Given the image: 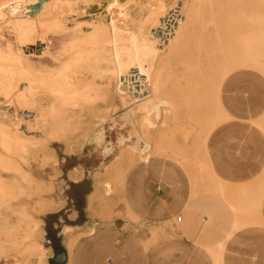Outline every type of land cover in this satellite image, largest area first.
Instances as JSON below:
<instances>
[{"label":"rangeland","instance_id":"1","mask_svg":"<svg viewBox=\"0 0 264 264\" xmlns=\"http://www.w3.org/2000/svg\"><path fill=\"white\" fill-rule=\"evenodd\" d=\"M2 1L0 0V3ZM119 1L127 3L128 0ZM156 1L137 0L138 3L136 4L130 2L124 14V24V21L119 23L113 20V8H109L112 0H92L87 7L81 9L76 8L75 4L72 7H64L66 9L60 13V19L66 28L65 31L46 30L41 34L42 41L37 40L39 37L33 43L29 42L22 47L23 54L27 58V67L43 74L56 70L60 64L67 62L72 56L76 55L77 35L98 32L102 27H105L109 33L121 32L122 35L125 27L136 31L137 27L143 24L149 14L146 6L149 3L154 5ZM193 1L161 0L167 13L166 16L162 17L165 28L159 27L151 30L155 32V36L160 38L162 33L168 32L167 29L173 31L179 23L184 24L181 25L182 27L180 26L179 31H182V28L185 29L182 31L184 38L179 40V37H182L179 32V35H181L176 36L177 39L173 40L174 43L170 42L173 48L170 47V44L167 45L166 40L162 39V48L154 61V70L164 69L157 95H161L170 104V106L165 107L164 112L162 110V114L158 118V125H155L149 131L147 130L146 133L147 141L152 144L148 156L156 162L143 164L138 156L134 157L127 150L124 151L122 160L115 161L116 156L120 154L123 147H127L126 144L128 143L125 141L117 144L116 141L117 133H121L124 129L120 130L117 123L114 122L117 120L119 113L115 99L111 98L112 101L111 99L99 100L95 105L97 110L93 107L85 108L82 111L76 109V106L65 109L62 112V117L68 122V131H65L66 134L65 132L60 134L59 137H56L58 135L49 137L50 129L48 126L42 125L38 115L34 118L31 113L25 112V115L28 116L25 118L26 120L21 121L19 130L26 134L22 133L24 137L40 142L41 150L34 151V147L30 146L24 158L21 159L15 156L13 159L14 163L28 175L29 179L23 185H19L12 193L14 200L12 204L0 202V264H36V256H21L7 250L12 243L24 244L26 242L24 237L28 235L41 241L44 249L43 264H108L107 257H102L96 251L86 255L82 254L81 257L76 256L77 247L81 242L90 243L89 247H104V238H138L140 248L137 246L136 250L142 249L144 252L151 250L159 237H154L152 227L146 225L145 220L138 211L129 208L130 205H128L126 197L127 191L135 189L137 186L135 177L140 164H142L141 167H143L145 173L150 171L147 168L151 166L162 168L160 172L163 173L167 171L169 161H172L182 171L187 172L191 181L206 180L209 184L213 182L212 172L207 166L203 155V144L207 134L217 125H210L208 122L210 120L216 121L221 116L216 104L220 102L222 85H224L225 80H228L230 74L234 72L258 74L251 69L240 67L239 60L242 55V46L238 44L237 36L242 32L239 30L241 25L243 31L248 27L246 24L249 25V21L243 12L250 13H248L249 10L245 9L252 8L250 10L254 13L258 5L259 8H262L263 1L247 0L249 4L250 1L253 2V7L250 5L251 7L246 8L248 4L246 0V2L238 0V3L231 0L235 3L234 6L238 5L239 10L235 7L236 10L231 9L233 2L231 3L230 0H196L194 6H192ZM11 2L8 6H3V10L0 12V43L8 42L11 46H14L11 29L5 21L7 18L15 17V12L9 8L14 6L13 1ZM48 2L49 0L24 2V11L36 16V20H38L40 19L38 14L49 8L50 2ZM231 4L232 6H230ZM196 5L201 9L199 8L195 24L191 21L188 22L185 18H187L188 11H190L189 8L191 9L190 6L193 8ZM241 7L244 9H241ZM43 8L44 11L42 12ZM242 16L245 18H242ZM243 19H247L246 24ZM237 23H240V26ZM144 25L147 24L144 23ZM243 26L245 27L243 28ZM228 34L233 35L229 36ZM231 36L235 40H231ZM169 47L170 50L173 49L172 53L169 51ZM185 52L186 54H184ZM201 62L203 63L201 64ZM204 64L206 69L203 67ZM74 68H76V65ZM211 68L212 70L215 69L213 71H216V73H210ZM224 68H226V71ZM227 71L230 72L225 76ZM204 72H208V76ZM203 73L205 76H203ZM161 81L164 85H161ZM201 81L205 84L208 83L207 87ZM201 83L203 87L212 90L208 89L209 92L207 93V89L205 91L201 90ZM227 84L228 82L225 81V86ZM218 85L217 93L216 88ZM101 86L105 87V84H101ZM161 86L163 87L161 88ZM109 87L113 88V82L109 84ZM203 87L202 89H204ZM190 91H192V94H190ZM199 91L200 93H198ZM201 93L204 94V97H207V94L209 96L204 99ZM188 94L193 95L194 99L187 100ZM34 99L40 101L44 108H47L51 103V99L46 94L37 93ZM195 99L199 100L196 101ZM0 104L2 106L1 110H6L8 118L15 114L14 107L4 105L1 97ZM33 110L36 112L34 108ZM86 111L88 112L86 113ZM161 117L163 118L161 119ZM89 119H91V122ZM97 137L101 138L98 145L96 144ZM112 143L114 146L113 153L107 156L100 154L102 145ZM44 158L47 160H44ZM114 172L117 175L113 176ZM7 175V171L0 169V178L9 180ZM116 176L117 180H115ZM121 178H123V181L120 180ZM104 180L112 181L110 183L115 188L111 185V190L106 192L102 184ZM117 185L119 187L116 189ZM214 185L218 190L223 187L218 181ZM88 192L90 194L85 196ZM0 195L2 194L0 193ZM80 225H83V228L78 229ZM90 230L93 231L90 232ZM90 238L101 239H97L93 243L91 240L94 239ZM69 239H73V244L75 243L72 246L75 249L70 251L68 248ZM116 245H118V242L114 243L112 248H116ZM60 251L65 252L66 259L58 263L55 261V256Z\"/></svg>","mask_w":264,"mask_h":264},{"label":"bare ground","instance_id":"2","mask_svg":"<svg viewBox=\"0 0 264 264\" xmlns=\"http://www.w3.org/2000/svg\"><path fill=\"white\" fill-rule=\"evenodd\" d=\"M11 1H13L14 6L9 7V8H11L13 12H15V17L7 18L5 21L8 27L11 29L13 39H14V46H11V44H9L8 42L0 43V97L4 105L5 104L9 106L12 105L15 111V114H13L11 118H8L6 110L2 111L1 110L2 106L0 104V169L7 171V174H8L7 177L9 178V180H4L0 178V193L2 194L0 195V202L2 201L9 205L12 204L14 201L12 193L15 191V189H17L19 185H23L24 182L29 179L28 175L25 172H23L19 168V166L16 165V163H14L13 159L15 158V156H18L21 159L24 158L25 153L28 151L30 146L34 147V151L41 150L40 142L36 140H32L28 137H24L22 135L23 132L19 130L21 121L26 120L25 118L28 116V115L27 116L25 115V112L28 114L31 113V116H33L34 118L36 117V115H38V119H40V122L42 123V125H46L50 129L49 137H53L55 135H58L56 137H59L60 134L64 133L65 131L66 132L68 131L67 129L69 126L68 122L66 119L62 117V112L65 109L67 108L71 109L76 106V109L83 111V109L85 108H93V107L95 108V105L99 100L105 101V100L112 98L116 100V104L119 108L118 118L114 122L117 123L118 125L117 127H119L120 130L124 129L121 132V135H118L119 144H121L122 141L125 140V137H127V139H130L132 135L137 136L139 130L142 136H144V138L146 139V133L151 128H153L155 125H158L157 120L162 110L164 112V110H166L165 107L168 105L170 106L167 100L162 98L161 95H157V92H159V89H160L159 87L160 80H161L160 78H163L161 77V75L163 76L162 73L164 69L162 70V68H160L161 70H159V68L157 67L158 69L154 70V67H155L154 61L158 56V52L162 48L161 46L163 43L161 41L162 39L166 40L168 42L167 45L169 46L170 44L171 45L170 47L173 48L170 42H173V40H176L177 39L176 36L179 35V32L182 34L183 33L182 31L185 30V29L183 30L182 28L181 29L182 31H179L180 28L184 25L182 23H179V25L173 31H169L167 29L168 32L162 33L160 38L155 36V32H152L151 30H155L156 28H159V27L162 29L165 28V22H163L162 17L167 15L166 10L164 9V6L161 0H157L154 5H150L149 3V5L146 6L149 14L147 18L144 20L143 24L137 27L136 31L129 30L127 27H125L123 35H122L121 32L119 33L110 32L109 33L105 29V27H102L101 30H99L98 32L85 33L81 36L77 35L76 36V55L72 56L67 62L60 64L56 70L49 71L43 74V73L33 71L27 67L26 65L27 58L23 54L22 47L28 44L29 42L33 43V41L39 37L40 38L37 40L42 41L43 37L41 36V34L42 32L46 30L52 29V30H57L59 32L65 31L66 28L64 27V24L62 20L60 19V13L66 9V8L64 9V7H67V6L72 7L75 4L76 8L81 9V8L87 7V5L92 0H76V2L75 0H54V1L49 0L50 2L49 8L45 10V12H43L44 11V8H43L42 10L43 13L38 14L40 17V19L38 20H36V16H32L31 13H26L24 11V8H25L23 5L24 2H27V3L28 1L33 2V0H18V1L3 0L0 3V12L3 10L2 7L6 5L8 6V4L12 3ZM194 1L192 2L193 4L192 6H194ZM233 1L237 2L238 0H233ZM233 1L230 0L231 3ZM242 1H245V0H242ZM262 1H263L262 8L260 7L261 8L260 9L259 5L258 6L256 5L258 8H255L256 11L254 13H252V11L250 10L252 8H248L250 5L251 6L253 5L252 4L253 2L250 1V4H249V1H247L249 5L248 4L246 5V8L248 9H245V10L247 11L249 10L248 13L250 14H247L246 11H245L246 13L245 12L243 13L248 19L249 25L248 23L247 24L245 23L247 19L246 20L243 19L245 20L244 23L248 26L243 31L241 27L242 25L240 26V23L239 24L237 23L240 26L239 30L242 31L240 32V34H238L239 36L237 37H238V42H239L238 44H241L242 46L241 48L242 55L239 60L240 67L245 68V69H251L252 71H255L256 73H258L262 78H264V0ZM130 2L132 4L138 3L137 0H128L127 3H121L119 0H112V2L109 4V8L111 7L113 8L112 9L113 20L119 23L124 21V14L126 13V10L128 9ZM242 3L244 4V2ZM232 4H233V7H231V9L232 8L234 9L235 7L237 10H239L237 7L238 5L234 6L235 4L234 2ZM232 4L230 6H232ZM192 6H190L191 9L189 8L190 11H188L189 13L186 16L187 18L185 17L184 18L185 20L187 19L188 22L191 21V23L192 22L195 23L197 22L195 20L197 18V14H198L200 7L196 5L195 7L192 8ZM241 9H244V8L241 7ZM242 18H245V17L242 16ZM124 23L125 21L123 22V24ZM144 23L147 25L145 26ZM244 27L245 26H243V28ZM170 30H172V28H170ZM169 34H172V35H169ZM228 35L230 36L233 34H228ZM182 38H184V34H182L181 38L179 37V40ZM232 39L233 37L231 38V40ZM170 47H169V51L171 52L173 49L170 50L171 49ZM230 47H233V46H230ZM230 47L229 49H231ZM184 54H186V52ZM202 63L203 62H201V64ZM161 64L163 63L161 62ZM75 65H76V68H74ZM209 66L207 67L209 68ZM203 67H205L206 69L205 64ZM205 69L203 68V71ZM224 69L226 71V68ZM210 70H212V68ZM213 70L209 72L212 74L213 72L216 73V71H213ZM229 72L230 71H227L226 73L224 72L225 76L229 74ZM204 73H203V76H205ZM205 74L207 75L208 72ZM198 77L200 76L198 75ZM198 77H197V80H198ZM190 79L192 78L190 77ZM202 79L205 80L204 78ZM97 80L99 81L97 82ZM111 82H113L112 89L109 87V84ZM135 83H137V85ZM161 83H162L161 85H164L163 81H161ZM203 83L205 84V82ZM101 84L102 85L105 84V87L101 86ZM206 85H208V83L205 84V86ZM205 86L203 87L202 85L204 89H202V87L200 89L205 91V89H207L205 88ZM162 87L163 86H161V88ZM199 87L197 88V90L199 89ZM208 89H211V88H208ZM218 89H219V85L216 88L217 93H218ZM191 92L192 91H190V94H192ZM207 92H209V90L206 91V93ZM37 93L41 95L46 94L49 96V98L51 99V103L48 105L47 108H44V106L40 104V101H37L34 99V96ZM198 93H200V91ZM201 95H203L204 97V94L201 93ZM207 95L209 96V94ZM188 96L189 97H187L188 98L187 100H191L193 98V95L191 96L188 94ZM194 97L197 98L196 96ZM207 97L205 96L204 99H206ZM195 100L198 101L199 99L198 100L195 99ZM216 105H217L219 112L221 113V116H219L216 121L210 120L208 122V124L210 125H218L223 120V110H222L221 104L218 102ZM33 108L35 109L36 112H34ZM88 111H86V113ZM106 111H107V108H106ZM106 111H104V113H106ZM106 115L108 114L106 113ZM162 118L163 117H161V119ZM89 121L91 122V119H89ZM100 140H101L100 137L96 138L97 145L99 144ZM131 142L133 144L132 145L133 149L138 152L137 154L138 157L145 164H147L149 160L148 153L147 154L145 153L148 150L149 142L147 141V139L144 141L145 145L142 148L137 147V139L131 140ZM107 152H108V149L101 147L100 154L105 156ZM44 160H47V159L44 158ZM114 173L115 174L113 176L117 175L116 172ZM115 178H116L115 180H117V176ZM122 179L123 178H121L120 180ZM110 182L112 183V181ZM110 182L108 180H104L102 182L103 186L105 187L106 192H109L111 190L112 184ZM112 187L115 188V186L113 185ZM118 187L119 186L117 185L116 189ZM215 207L216 206H214V208ZM90 232H92V230H90ZM37 239L38 238L36 239L31 238L29 237V235L25 236L24 240H26V242L24 244L22 243L13 244L12 243V245L7 250L15 252V254H19L21 256L23 255L26 257L36 256L37 257L36 264H43L44 254H42L40 251L41 241ZM69 240L70 241L68 243V248L70 251L71 249H75V248H72V246L75 243L73 244L74 242L73 239L72 240L69 239Z\"/></svg>","mask_w":264,"mask_h":264},{"label":"crops","instance_id":"3","mask_svg":"<svg viewBox=\"0 0 264 264\" xmlns=\"http://www.w3.org/2000/svg\"><path fill=\"white\" fill-rule=\"evenodd\" d=\"M225 81L219 98L223 120L203 144L213 182L191 181L172 161L163 173L155 166L145 173L140 164L137 186L126 197L129 208L138 211L154 237H159L156 244L144 252L136 250L138 238H104V247L81 242L76 256L96 251L107 257L108 264H264V78L234 72ZM134 139L137 147H144L146 139L139 130L137 136L125 137L122 143L128 142L127 147L115 161L122 160L125 150L138 156ZM101 147L108 149L105 156L114 151L113 143ZM150 148L149 142L146 154ZM151 162L156 161L149 157ZM216 181L223 185L221 190ZM90 239L94 243L101 238ZM40 248L44 254L41 243Z\"/></svg>","mask_w":264,"mask_h":264},{"label":"water","instance_id":"4","mask_svg":"<svg viewBox=\"0 0 264 264\" xmlns=\"http://www.w3.org/2000/svg\"><path fill=\"white\" fill-rule=\"evenodd\" d=\"M137 85V83H136ZM56 262L60 263L63 262L66 259V255L64 251H60L59 253H56Z\"/></svg>","mask_w":264,"mask_h":264},{"label":"built area","instance_id":"5","mask_svg":"<svg viewBox=\"0 0 264 264\" xmlns=\"http://www.w3.org/2000/svg\"><path fill=\"white\" fill-rule=\"evenodd\" d=\"M180 220V217H177V221H179Z\"/></svg>","mask_w":264,"mask_h":264}]
</instances>
